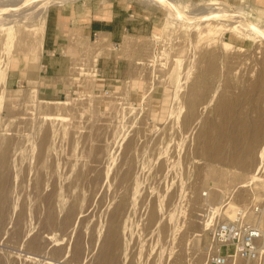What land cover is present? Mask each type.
<instances>
[{
  "label": "rangeland",
  "instance_id": "1",
  "mask_svg": "<svg viewBox=\"0 0 264 264\" xmlns=\"http://www.w3.org/2000/svg\"><path fill=\"white\" fill-rule=\"evenodd\" d=\"M15 1L0 0V37L29 32L20 44L0 41V264H204L210 225L236 205L249 211L264 202V93L246 92L264 74V36L240 33L246 25L264 33V0H171L173 8L145 0L158 4L150 33L116 42L78 35L49 67L47 7L79 0ZM209 5L238 12L245 26L226 27ZM29 6L30 24L14 22ZM211 50L218 68L207 73ZM191 90L203 100L183 126ZM219 97L234 100L231 116L217 114ZM239 113L253 140L246 156L230 160ZM209 125L225 145L221 157L204 156L213 147L203 149Z\"/></svg>",
  "mask_w": 264,
  "mask_h": 264
},
{
  "label": "crops",
  "instance_id": "2",
  "mask_svg": "<svg viewBox=\"0 0 264 264\" xmlns=\"http://www.w3.org/2000/svg\"><path fill=\"white\" fill-rule=\"evenodd\" d=\"M156 5L145 0H79L49 5L41 32L42 66L59 65L56 54L78 35L101 34L116 42L127 34L150 33L158 22Z\"/></svg>",
  "mask_w": 264,
  "mask_h": 264
},
{
  "label": "bare ground",
  "instance_id": "3",
  "mask_svg": "<svg viewBox=\"0 0 264 264\" xmlns=\"http://www.w3.org/2000/svg\"><path fill=\"white\" fill-rule=\"evenodd\" d=\"M20 1L21 0H17V1L14 2V4L19 3ZM23 1H27V0H23ZM50 1H52V0H50ZM161 1L164 4H166V5H168V6L173 8L171 0H161ZM41 2H43V1H41ZM59 2H61V1L60 0H56L54 3H59ZM35 5L39 6L40 4L38 3V4H35ZM40 6H42V5H40ZM44 6H42V7L44 8ZM47 6L48 5H46V7ZM46 7H45V9H46ZM205 8H207L209 10L216 9L215 13H217L219 17H222L223 22L227 23L226 27L229 26L230 29L232 28L233 25H237L238 28H243V26H245V24H246L245 22H243V19L240 17V14L238 12H236V11H229V9H227V8H224V7H221V6H215V5H209V6L205 7ZM225 12H228L230 15H227V13H225ZM16 13L19 14V17L15 18L13 20L14 22H18L19 24H30V22H28V21H27L28 23L26 22V18L30 14L34 13V7L29 6L28 8H23V9L17 11ZM184 17H186V16H184ZM206 22H207L206 24L208 26H211V23L209 22V19ZM213 26H215V25H213ZM246 27L249 28V30L248 29L246 31L242 30L240 33H249V32H251L253 34L254 33L257 34L260 37L264 36V33L261 34L255 28H251V26H249V25H246ZM210 28L211 27H209V29ZM220 28H221V25H220V27H218L216 29V31L218 32ZM28 32H29L28 27L25 28V29H21L18 34L15 33L14 30H11L6 35H2L0 37V41L4 40L5 44H8V45L12 44V41L14 43L17 42V43L20 44V42H24L25 38L28 36ZM240 33L239 32H235L236 35H238ZM216 35H218V34H216ZM37 43H39V40H36V44L35 45H37ZM220 45L224 49V51L228 50L229 48H231V42L227 41V40H224L222 38L220 40ZM218 56H219V52L217 53V52H215V50H211L208 53L207 60H206V63H205V70H206L207 73H213V72H215L217 70L218 67H217L216 60H217ZM79 68L82 69L83 66L79 65ZM3 75H5V73H3ZM246 92L247 93H250V92H262V93H264V74L259 73L256 76L255 79L251 80L248 83V85H247ZM202 100H203V93H199L198 91H195V90H191V91L188 92V95H187V98H186V101H185L186 111H185L184 116L182 117V125L183 126H186V124L188 123L189 119L191 117H193L194 115H196L197 108H198L199 104L202 103ZM216 102L219 105L217 107V114L219 116H221L223 118H227L228 116H231V112L234 110V100L233 99H231L229 97H219ZM241 115L242 114L239 113L236 116V123L240 124V127L235 129V131H233V132H231L229 134V138H230V141H231V146H230V151H229V155H228L227 159H230V160H234V159H238V158H241L243 156H246L250 152V149H251V142H252L253 139L250 140L249 136L247 134V127L249 126V123L246 120H244ZM257 115H258V112L256 110H253L252 113H251V119H252L251 122H254L255 124L259 125L260 121L257 118ZM221 126L222 125H220L219 127H221ZM211 129H212V127L210 125L207 126L206 128L204 126L202 134H201V138L203 140V149L213 143V147L211 149V153L204 155L208 159L209 158H214V157H221L222 153H223L224 146H225L219 140L216 141V142L213 141V140H215L214 139L215 137L212 138V136L209 135V131H211ZM40 142L41 143L45 142V134L41 137V141ZM5 157H6V153H5V151H3L2 154L0 155V162H3ZM169 157H171V155ZM168 158H165L162 161L161 166H163L164 163L169 161ZM2 181H4V180L2 179ZM248 214H249V216H250V214L254 215L253 212H249ZM149 215H151V218H152L154 216V211L151 210ZM234 257H236V256H234ZM225 263L226 262H224L223 264H225Z\"/></svg>",
  "mask_w": 264,
  "mask_h": 264
},
{
  "label": "built area",
  "instance_id": "4",
  "mask_svg": "<svg viewBox=\"0 0 264 264\" xmlns=\"http://www.w3.org/2000/svg\"><path fill=\"white\" fill-rule=\"evenodd\" d=\"M252 210L236 205L232 217L219 218L210 225V250L204 264H223L233 256L264 258V202L254 205ZM250 211L256 215L255 220L249 219ZM214 213L215 209L209 206L204 216L208 218ZM228 245H232L231 250Z\"/></svg>",
  "mask_w": 264,
  "mask_h": 264
}]
</instances>
